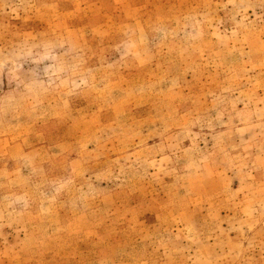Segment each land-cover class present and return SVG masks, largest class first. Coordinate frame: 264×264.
<instances>
[{
    "label": "rangeland",
    "instance_id": "1",
    "mask_svg": "<svg viewBox=\"0 0 264 264\" xmlns=\"http://www.w3.org/2000/svg\"><path fill=\"white\" fill-rule=\"evenodd\" d=\"M0 264H264V0H0Z\"/></svg>",
    "mask_w": 264,
    "mask_h": 264
}]
</instances>
